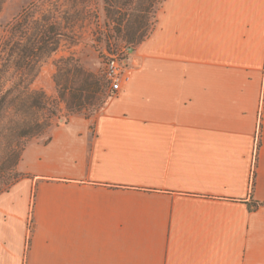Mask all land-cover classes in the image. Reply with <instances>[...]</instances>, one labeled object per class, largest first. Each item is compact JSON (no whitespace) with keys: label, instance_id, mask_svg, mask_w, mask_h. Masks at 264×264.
<instances>
[{"label":"crops","instance_id":"0c3cea01","mask_svg":"<svg viewBox=\"0 0 264 264\" xmlns=\"http://www.w3.org/2000/svg\"><path fill=\"white\" fill-rule=\"evenodd\" d=\"M133 58L25 148L0 264H264V0H163Z\"/></svg>","mask_w":264,"mask_h":264},{"label":"rangeland","instance_id":"374dc122","mask_svg":"<svg viewBox=\"0 0 264 264\" xmlns=\"http://www.w3.org/2000/svg\"><path fill=\"white\" fill-rule=\"evenodd\" d=\"M105 7L104 0H0V96L11 89L6 112L0 113V191L26 175L18 165L30 142H47L53 129L76 117L93 127L113 95L104 75L108 54L136 44L126 40V29ZM51 17L64 33L56 50L43 52L34 71L20 69L17 61L27 43L18 36L6 44L9 25L28 20L30 27L43 26ZM150 19L149 32L155 23Z\"/></svg>","mask_w":264,"mask_h":264},{"label":"trees","instance_id":"16d2710c","mask_svg":"<svg viewBox=\"0 0 264 264\" xmlns=\"http://www.w3.org/2000/svg\"><path fill=\"white\" fill-rule=\"evenodd\" d=\"M104 2L106 4L105 11L107 16L116 21L117 25H123L126 29L123 36L127 41L138 45L150 33V18L152 16L155 21V16L153 17V14L155 13V7L159 0H104ZM116 4H120V6L115 8ZM124 7V11L121 12L120 10ZM49 20V23L43 26H39L38 24L33 25V23H31L33 26L30 27L28 20L11 23L9 25L6 44L11 42L14 43V38L18 36L25 38L27 43L25 48L22 49V53L19 55L17 61V66L20 69L28 67L29 70L34 71L43 52L49 54L56 50L59 44L58 38L64 33L61 31V24L52 17ZM64 29L66 30L67 28L64 27ZM11 51L14 52V48H12ZM10 93L11 89H8L0 96L1 114H5L6 112L7 106L3 103H5ZM35 132L38 133L40 130H36L33 133Z\"/></svg>","mask_w":264,"mask_h":264},{"label":"built area","instance_id":"2783aa9c","mask_svg":"<svg viewBox=\"0 0 264 264\" xmlns=\"http://www.w3.org/2000/svg\"><path fill=\"white\" fill-rule=\"evenodd\" d=\"M134 51L135 47L129 45L120 52L108 54L104 75L113 94L120 92L131 79V72L137 66V61L133 58Z\"/></svg>","mask_w":264,"mask_h":264}]
</instances>
